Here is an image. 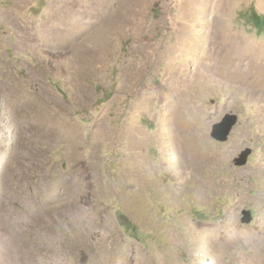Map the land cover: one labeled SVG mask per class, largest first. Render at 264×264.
Listing matches in <instances>:
<instances>
[{
	"label": "rangeland",
	"instance_id": "374dc122",
	"mask_svg": "<svg viewBox=\"0 0 264 264\" xmlns=\"http://www.w3.org/2000/svg\"><path fill=\"white\" fill-rule=\"evenodd\" d=\"M254 16L264 0H0V264H264Z\"/></svg>",
	"mask_w": 264,
	"mask_h": 264
},
{
	"label": "bare ground",
	"instance_id": "6f19581e",
	"mask_svg": "<svg viewBox=\"0 0 264 264\" xmlns=\"http://www.w3.org/2000/svg\"><path fill=\"white\" fill-rule=\"evenodd\" d=\"M256 72L257 73L254 74V76H252V77L249 76L248 78L247 77L244 78L245 82H243V85H244V83H246L249 92L255 93L256 95H258L260 97L261 102L264 104V76H263L264 69H256ZM5 93L8 96V98H11V97L12 98H14V97L19 98V95H20V93L16 89H7ZM30 112L32 113V115H34L33 117H34L35 121H37L36 126H39V123H40V121L43 120V118H45V119L47 118L46 113H44V114L42 112L36 113L33 110H30ZM19 115L21 116V111H19ZM23 118H25L24 115H23ZM50 126H52V125H50ZM181 129H177L178 130V132L176 131L178 133L177 135H180V136L182 135L181 133L184 130L183 129L181 130ZM171 156L174 158L177 157V155L175 153H172ZM204 161L205 160H202V161L197 160V161H194L193 164L195 166H198V170H202L203 165H204ZM209 183H211V182L209 181ZM209 183L206 181L205 185L207 187H209V185H210ZM232 233H234V229H230L229 227L219 228V226L217 225V226H213L210 228H203V229L199 230L197 233V237L199 238V240H202L205 242V240H210V239L216 238L217 235L223 236V235H228V234H232ZM205 244H206V242H205ZM198 248H201V247L199 246ZM136 264H150V263L146 259H144L143 261H138ZM161 264H168V262L163 261Z\"/></svg>",
	"mask_w": 264,
	"mask_h": 264
},
{
	"label": "water",
	"instance_id": "95a60500",
	"mask_svg": "<svg viewBox=\"0 0 264 264\" xmlns=\"http://www.w3.org/2000/svg\"><path fill=\"white\" fill-rule=\"evenodd\" d=\"M237 122L236 115L226 114L223 116L222 120L218 123H215L211 127L210 136L219 142L227 141L232 128ZM252 153L250 148L243 150L237 158L233 160V164L236 167L244 166L247 163L248 157ZM252 220V216L249 211L243 212V217L241 219L242 223L248 224Z\"/></svg>",
	"mask_w": 264,
	"mask_h": 264
},
{
	"label": "trees",
	"instance_id": "16d2710c",
	"mask_svg": "<svg viewBox=\"0 0 264 264\" xmlns=\"http://www.w3.org/2000/svg\"><path fill=\"white\" fill-rule=\"evenodd\" d=\"M255 26L259 29L260 27H264V20L257 19V17L254 16L253 18Z\"/></svg>",
	"mask_w": 264,
	"mask_h": 264
}]
</instances>
